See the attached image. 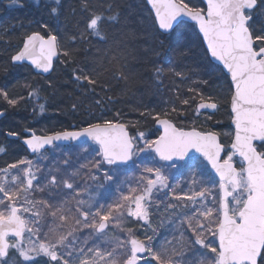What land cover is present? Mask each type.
Segmentation results:
<instances>
[{"label":"snow or ice","instance_id":"1","mask_svg":"<svg viewBox=\"0 0 264 264\" xmlns=\"http://www.w3.org/2000/svg\"><path fill=\"white\" fill-rule=\"evenodd\" d=\"M11 3L18 5V0ZM60 3L51 0L52 16L59 14ZM147 3L161 36L182 28L198 30L210 70L219 71L227 85L234 131L223 134L230 142L194 120L181 121L189 127L179 125L189 109L211 120L223 97L206 96L198 85L207 81L166 68L159 60L153 65L158 90L170 74L181 83L190 81L186 91L191 95L181 97L177 86L171 91L182 107L140 112L162 129L158 138L147 139L144 131L130 135L128 124L112 120L45 135L25 129L30 134L22 142L31 157L0 165V264H264V26H254L258 16L264 17V0ZM81 6L89 15L71 47L55 34L32 32L10 56V64L28 62L49 73L54 57L74 63L78 38L107 40L105 29L116 20L111 5L97 11L89 0H81ZM168 51L177 59L187 54L179 45ZM154 55L159 58L161 52ZM111 60L120 63L115 54ZM114 75L129 79L122 68ZM98 76L95 69L73 70L74 81L86 92L107 91ZM36 96L35 89L29 91V99ZM23 99L0 89V100L11 108ZM108 100L114 102L111 96ZM6 135L21 138L17 132ZM65 143L74 146L75 160L62 151ZM5 151L0 147V153ZM173 169L186 175V190L179 193L180 185L170 179ZM161 204L175 231L157 241L161 225L153 226V216Z\"/></svg>","mask_w":264,"mask_h":264},{"label":"trees","instance_id":"2","mask_svg":"<svg viewBox=\"0 0 264 264\" xmlns=\"http://www.w3.org/2000/svg\"><path fill=\"white\" fill-rule=\"evenodd\" d=\"M89 4L97 11H103L109 4L112 7L116 20L105 29L107 40L89 37L81 41L78 38L74 63H61L64 58L60 57L53 75L42 78L27 66L11 65L10 56L22 48L25 36L32 32H40L44 36L55 34L65 46L71 47V38L79 37L84 31L89 13L82 10L81 0H61L56 16L50 14L51 0H18V5L22 6L13 5L11 0H0V68H9L7 73L0 71V89H6L10 96L24 97L16 108L0 100V111H4L0 122V147L6 150L0 153V165L29 156L20 143L30 134L25 129L45 135L54 131L80 130L90 123L112 120L128 124L131 135L144 131L147 139L158 138L155 121L141 116L140 112L161 111L172 104L182 107L171 89L178 86L180 96L187 97L191 95L186 91L191 82L181 83L169 74L158 90L153 70L157 60L166 68L174 66L191 77L207 81L198 85L206 96L223 97L219 101L220 112L211 120H205L204 116L196 117L189 109L187 117L178 121L179 125L189 127L181 121L194 120L197 127L221 132V140L230 142V137L223 134L224 131H233L227 109L230 99L227 85L219 71L210 70V58L195 27L179 29L166 38L159 34L145 0H89ZM44 24L49 28H44ZM254 26L257 29L264 26V17L258 16ZM161 40H164L163 46ZM175 45L185 49L187 54L179 59L174 57L168 49ZM156 50L161 52L159 58L154 55ZM113 54L118 56L119 64L111 60ZM118 68L129 76L128 81L116 78L114 73ZM74 69L89 72L95 69L99 73L98 79L108 86L107 91L100 88L95 93L84 91L73 79ZM33 89L37 96L29 99L28 93ZM109 96L114 102L108 100ZM98 99L103 101L101 105L96 104ZM41 104L44 105L43 113ZM73 105H76L75 110ZM133 124L137 126L132 127ZM8 131L20 133L21 138L17 141L10 139L6 135ZM62 151L71 154L75 160L74 146L62 147ZM51 155L59 156L60 152ZM136 230L140 235L138 228Z\"/></svg>","mask_w":264,"mask_h":264},{"label":"rangeland","instance_id":"3","mask_svg":"<svg viewBox=\"0 0 264 264\" xmlns=\"http://www.w3.org/2000/svg\"><path fill=\"white\" fill-rule=\"evenodd\" d=\"M224 133H226V131H224ZM225 144H228V143H225ZM236 161H237V163H239V160L236 159ZM172 177H174L172 182L176 181L175 183H178L180 185V187H178L176 189V191L178 193L180 192V190L182 188L186 190L185 183H184V180L186 179L185 177H181L179 174H177L175 169L171 170L170 179ZM161 195H163V194H161ZM165 203H167V201H165ZM173 203H175V201H173ZM173 219H174V217H173ZM168 220H169L168 214L164 211V204H161L160 205V211L158 213H155L153 216V221H154L153 226L156 227L157 225H161L158 228V234L156 236L157 241H159L165 234H168L170 237L171 232L175 231V226L172 225L171 223H169ZM161 222H163V223H161ZM138 232H139L140 236H143L144 230L142 228H138Z\"/></svg>","mask_w":264,"mask_h":264},{"label":"water","instance_id":"4","mask_svg":"<svg viewBox=\"0 0 264 264\" xmlns=\"http://www.w3.org/2000/svg\"><path fill=\"white\" fill-rule=\"evenodd\" d=\"M146 1V4H147V6H148V8L150 9V11L152 12V14H153V16L155 15L154 14V11L151 9V6L147 3V0H145ZM205 7H206V5H204ZM158 27V26H157ZM198 31V30H197ZM202 38V37H201ZM204 47H205V49H206V45H204ZM210 58V57H209ZM59 59H60V57H54L53 58V69H52V71H50L49 73H42V72H40L39 70H37V69H35L30 63H28V62H25V64L24 65H21V66H27V67H29V68H31L32 70H33V72H34V74L35 75H37V76H40V77H43V78H49V77H51L52 75H53V73H54V71H55V66H56V64H57V62L59 61ZM21 66H16V67H21ZM217 113H215L214 115H216ZM2 118H3V116H0V121L2 120ZM231 127H232V129L234 130V126L231 124ZM156 129H157V131L161 134L162 133V129H158V126L156 125ZM129 132V131H128ZM129 134H130V132H129ZM131 135V134H130ZM11 139H13V140H17V138L16 137H10ZM21 144L24 146V148L27 150V148H26V146L23 144V142L21 141ZM63 146H71V145H69V144H67V143H65ZM27 152H28V150H27ZM28 154L31 156V154L28 152ZM236 159L237 160H239V157H236Z\"/></svg>","mask_w":264,"mask_h":264}]
</instances>
